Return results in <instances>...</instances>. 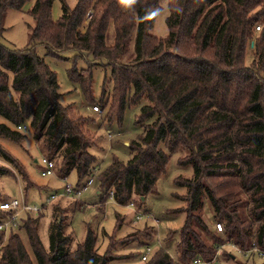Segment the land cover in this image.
<instances>
[{
    "label": "trees",
    "instance_id": "16d2710c",
    "mask_svg": "<svg viewBox=\"0 0 264 264\" xmlns=\"http://www.w3.org/2000/svg\"><path fill=\"white\" fill-rule=\"evenodd\" d=\"M23 1L0 0V30L4 7L18 8ZM59 1L61 12L53 19V0H33L27 45L14 48L0 41V115L5 119L0 120V137L20 143L25 133L17 125L27 123L54 168L59 158L58 176L74 169L79 185L82 176L92 174L97 163L89 146L97 136L86 121L93 118L81 114L73 102H59L56 73L33 46L44 43L48 52L60 57L72 50L68 75L88 101L93 100L90 67L109 66L97 99L101 108L109 105L104 116L108 122L114 112L121 117L126 103H139L134 123L140 132L125 142L128 158L112 155L98 172V204L108 195L125 204L133 190L134 204L140 207L180 145L187 150L180 161L192 165L191 175L175 178L185 191L177 195L183 204L173 210H183L185 216L173 240L174 253L167 248L169 231L140 264H188L196 256L210 258L226 238L241 247L252 242L264 246V0H168L164 36L150 31L160 0H74L72 6ZM88 8L91 14L85 19ZM109 21L112 43L105 42ZM132 34L133 55L123 61ZM249 45L252 55L246 63ZM77 56L91 57L87 67L77 68ZM107 80L112 83L108 94ZM0 155L8 156L1 146ZM11 172L0 163V176ZM206 199L211 216L205 212ZM30 214L22 212L16 225L0 228V264H104L113 258L107 248L97 251L90 227L71 247L72 237L55 215L45 247L37 231L40 214ZM7 215L0 208V221ZM119 216L116 213L114 230L122 223ZM215 221L222 223L221 231ZM155 231L145 223L122 235L120 242L144 246L154 240ZM220 250L227 260L247 264L237 262L226 246ZM251 260L250 264H264L262 259Z\"/></svg>",
    "mask_w": 264,
    "mask_h": 264
},
{
    "label": "rangeland",
    "instance_id": "374dc122",
    "mask_svg": "<svg viewBox=\"0 0 264 264\" xmlns=\"http://www.w3.org/2000/svg\"><path fill=\"white\" fill-rule=\"evenodd\" d=\"M66 1L71 6L74 4V0ZM32 2L33 0H24L18 8L4 7L1 15L2 28L0 30V41L2 43L14 48L27 45L31 25L34 22L33 17L28 13ZM167 2L168 0H160V9L150 28L151 32L159 36L166 35L168 31L165 22L168 13ZM88 9L91 10V8ZM60 12V1L53 0L50 9L51 17L53 19L58 18ZM89 16H86L85 12V19ZM113 39V25L109 21L105 31V42L112 43ZM33 50L36 54L42 56L49 67L55 71L59 84L58 89L61 92L58 98L59 102L61 104L73 102L81 114L92 117V122L86 121V125L94 129L97 136L95 142L89 146V151L96 157L97 165L92 174H85L80 179V182H85L91 176L90 181L79 192H74L69 196L53 198L43 205L39 212H30L32 216L37 215V213L40 214L37 231L44 246H48V224L55 215L63 222L65 232L71 235V247L84 238L87 227H90L95 232L97 251L103 252L107 248L109 253L113 255V258L104 264H123L126 262L140 264L143 261L139 256L143 245H138L136 241L122 243L120 237L136 227H143L145 223L152 224L156 230L154 240L150 243L152 249L162 243L166 234L171 231L172 239L167 242V248L173 254V240L176 237V230L182 224L185 216L183 210H173V208L183 204V200L177 195L185 191L184 185L176 183L175 178L178 175L189 176L192 173L191 163L180 161V157L187 151L186 148L180 145L171 152L164 170L156 178L154 189L145 195L140 207L137 204L118 203L109 195L102 204H98L99 190H101L98 185V172L108 164L112 155L122 160L128 158L129 151L125 142L140 132V126L134 123L135 114L139 110V103H126L121 117L118 118L117 113L114 112L112 119L111 114L108 115V118L111 119L108 122L104 116L109 109V105L107 104L104 108H101L97 100L101 95L103 80L109 75L110 68L108 65L94 64L90 67L93 79V100L88 101L79 90L77 82L71 80L68 75V69L72 65V56L74 55L72 50L65 52L67 57L56 56L48 52V47L44 43H35ZM132 55L133 34L127 50L121 55V60L127 61ZM251 55L252 47L249 45L245 52L246 63L250 61ZM87 57L88 59L83 56L76 57L78 69L87 67V60L91 58L90 56ZM105 88L107 94L111 93L112 83L107 80ZM94 103L98 104V110L91 107ZM0 120L5 119L0 115ZM23 131L25 136L20 143L0 137V146L8 153L7 157L0 155V163L7 165L12 171L11 174L0 176V196L20 197L21 191H23L26 200L30 204L41 205L47 200L52 191L61 189L66 182H70L72 186H75L77 174L72 169L65 177L58 176L56 173V167L59 163L58 157H55L56 165L55 168L53 166V172L42 174L41 156L46 154L40 147V143L33 138L30 128L28 127ZM135 208L143 212L138 219L134 218ZM205 212L211 216V208L207 199L205 200ZM116 213L123 218H121V225L114 230ZM19 231L26 247L29 249L25 232L22 229ZM111 233L113 235L109 237ZM111 241H113L112 245L110 244ZM108 245L109 247H107ZM133 251H138V253L134 259L129 261L128 259L131 258ZM233 253L237 262H240V260L245 261L247 264L252 262L251 259L245 260V257L234 250ZM258 260H261V258L254 257V261ZM212 264L236 263L227 260L219 252Z\"/></svg>",
    "mask_w": 264,
    "mask_h": 264
},
{
    "label": "built area",
    "instance_id": "2783aa9c",
    "mask_svg": "<svg viewBox=\"0 0 264 264\" xmlns=\"http://www.w3.org/2000/svg\"><path fill=\"white\" fill-rule=\"evenodd\" d=\"M90 13H91V10L87 9L86 16H89ZM259 26H260V22L255 24V28H259ZM91 107L93 109H97V110L99 109V106L96 103L92 104ZM17 127L19 129L24 130V129L28 128V124L22 123V124L17 125ZM41 163H42V167H41V173L42 174H49V173L53 172L54 161L52 158H50L46 155H42L41 156ZM90 177H88V179L85 182H83L82 184L75 185V186H72V184L70 182H66L61 189L52 191L48 195L47 200L44 201L43 203H41V205L30 204L26 200V196L23 194V191H21L20 197L10 196V197L1 199L0 200V208L3 210H6L8 215L0 221V228H5L10 224L16 225L17 224V221H16L17 217L22 212L38 211L41 209V207L43 205H45L48 201H50L53 198L60 197V196H69L74 192H79V190L82 187H84L87 182L90 181ZM109 193L111 194V191ZM134 196H135V194H134L133 190H131L129 200L125 204H134ZM141 214H143V212H141L138 208H135L134 218L135 219L140 218ZM215 227L218 230H222L223 225L220 221H215ZM223 246L228 247L232 251L234 250L235 252L239 253L242 257H245L248 259H251L254 257H259L262 260H264V246L259 245L255 242H252L247 247H241L238 244H236L235 242H233L231 239L226 238L222 243L217 245V248H216L214 254L210 258H202L200 256H196L188 264H212V261L217 257L218 253L220 252V249ZM151 251H152V246L150 244H145L143 246L142 252L140 254L141 260H144L146 258V256ZM172 264H181V263L176 261V260H173Z\"/></svg>",
    "mask_w": 264,
    "mask_h": 264
}]
</instances>
